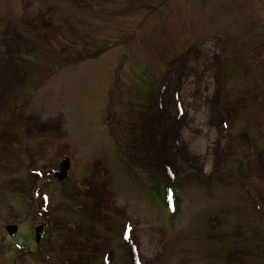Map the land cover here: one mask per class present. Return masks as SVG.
Segmentation results:
<instances>
[{"label":"rangeland","instance_id":"obj_1","mask_svg":"<svg viewBox=\"0 0 264 264\" xmlns=\"http://www.w3.org/2000/svg\"><path fill=\"white\" fill-rule=\"evenodd\" d=\"M263 63L264 0H0V264H264Z\"/></svg>","mask_w":264,"mask_h":264},{"label":"trees","instance_id":"obj_2","mask_svg":"<svg viewBox=\"0 0 264 264\" xmlns=\"http://www.w3.org/2000/svg\"><path fill=\"white\" fill-rule=\"evenodd\" d=\"M258 65L259 68L262 67V64H258ZM139 89L143 94L147 92V89H143L140 87ZM150 181H151L150 184L151 193L153 195L159 194L161 196V199H163V201L165 202V205L173 208V215L177 214L179 211L178 206L180 201L177 194L179 187L178 184L173 179V177H170L169 181L163 183L157 180H150Z\"/></svg>","mask_w":264,"mask_h":264},{"label":"water","instance_id":"obj_3","mask_svg":"<svg viewBox=\"0 0 264 264\" xmlns=\"http://www.w3.org/2000/svg\"><path fill=\"white\" fill-rule=\"evenodd\" d=\"M71 168V162L70 160L66 159L61 162V169L59 172L55 174V178H57L59 181H64L66 178H68V173ZM44 227L40 226L36 229V241L39 242L41 239V233L43 231ZM6 230L8 234L13 237L18 232V226L17 225H8L6 227Z\"/></svg>","mask_w":264,"mask_h":264},{"label":"flooded vegetation","instance_id":"obj_4","mask_svg":"<svg viewBox=\"0 0 264 264\" xmlns=\"http://www.w3.org/2000/svg\"><path fill=\"white\" fill-rule=\"evenodd\" d=\"M45 231H46V227H44L43 233H45ZM43 233H42V234H43ZM41 240H42V239H41ZM40 242H41V241H40Z\"/></svg>","mask_w":264,"mask_h":264}]
</instances>
